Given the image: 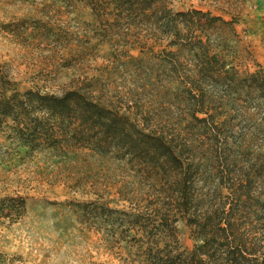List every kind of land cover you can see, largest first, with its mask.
<instances>
[{
  "label": "trees",
  "instance_id": "16d2710c",
  "mask_svg": "<svg viewBox=\"0 0 264 264\" xmlns=\"http://www.w3.org/2000/svg\"><path fill=\"white\" fill-rule=\"evenodd\" d=\"M84 1L102 28L149 29V89L167 102L166 120L156 107L145 128L75 89L19 92L0 64V125L32 149L73 144L129 163L149 203L119 211L122 226L107 230L127 229L134 264H264V69L241 68L233 21L175 11L170 0ZM25 205L21 196L0 198V217L16 220Z\"/></svg>",
  "mask_w": 264,
  "mask_h": 264
},
{
  "label": "rangeland",
  "instance_id": "374dc122",
  "mask_svg": "<svg viewBox=\"0 0 264 264\" xmlns=\"http://www.w3.org/2000/svg\"><path fill=\"white\" fill-rule=\"evenodd\" d=\"M170 2L175 11L195 8L232 20L241 68L264 69V0ZM150 42L146 27L102 28L84 0H0V64L16 90L75 89L145 128L155 122L152 109L166 120L168 106L149 89ZM138 55L141 62L133 59ZM21 142L0 125V198L26 201L16 220L0 217V264H134L127 229L118 237L107 230L112 221L122 226L119 211L149 203L147 185L129 163L73 144L32 149ZM109 210L118 212L107 221ZM178 228L190 249L189 228L184 221Z\"/></svg>",
  "mask_w": 264,
  "mask_h": 264
},
{
  "label": "crops",
  "instance_id": "0c3cea01",
  "mask_svg": "<svg viewBox=\"0 0 264 264\" xmlns=\"http://www.w3.org/2000/svg\"><path fill=\"white\" fill-rule=\"evenodd\" d=\"M259 27H260L259 29L261 30V32H263V34H264V21L262 22V24ZM260 61L264 65V61L262 59H260Z\"/></svg>",
  "mask_w": 264,
  "mask_h": 264
}]
</instances>
